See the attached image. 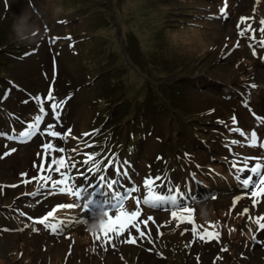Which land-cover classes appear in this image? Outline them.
Listing matches in <instances>:
<instances>
[{"label":"rangeland","instance_id":"374dc122","mask_svg":"<svg viewBox=\"0 0 264 264\" xmlns=\"http://www.w3.org/2000/svg\"><path fill=\"white\" fill-rule=\"evenodd\" d=\"M207 1L31 0L30 3L29 0H0V42L13 38L11 45L5 51L16 54L15 58L10 60L14 66L7 67L5 64H0L1 71L14 76L12 79L26 90L30 85L38 87L23 95L13 93L9 103L14 105L17 103L15 99L18 101L22 98V102L27 106L39 108L40 105L32 99L39 95L44 101L46 111L49 112V116L45 117L41 123V129H46L49 123H56L51 121L49 110L51 102L47 99L51 89L52 96L66 101L65 115L55 130L63 134L70 125L72 130L64 139L50 137L47 134H37L27 142H21L19 138L6 139L9 133H0V189L4 188L10 191L7 198L0 197V203L10 200L13 204L15 199L37 198L34 200V203L37 204L36 212L30 207L32 202L26 204L25 210L27 212L25 219L37 221L36 215L43 219L53 210L54 204L62 201L67 202V198L62 194L59 186H54L44 179L54 175L61 177L62 172L68 171L71 179L66 182H69L72 181V178H77L79 172L76 167L66 168L64 166H61L57 171V165L51 163L52 159L61 156L72 157V159L79 157L73 152L76 146L72 137L80 138V131L89 129L93 122L88 128H82L83 121L88 123L92 116L100 118L105 116L109 107L105 101L108 100L119 103L120 108L133 106L134 110H122L120 113L133 115L135 117L133 121L139 126L149 125L156 118H160V120L179 122L178 131L180 132L185 131V126L181 122L192 113L202 115L207 109L220 112L224 121L220 135L224 141V132H228L232 138L228 139V142L215 143L213 141L206 146L208 150L214 151L215 155L221 156L225 153V158L211 157L212 154L209 151L193 150L191 145L188 147L183 145L180 147L182 154L161 151V157L156 161V164L162 166L166 161H170L177 170H182L180 182L185 185L187 193L193 190L194 195H197L198 198L216 193L220 189H229L239 182L240 179H237V176L241 178L243 172H237V168H243L245 165L247 168L249 167L248 149L244 140L245 136L236 137V133L239 132L232 129L238 128L246 133L250 128L244 123L230 125L229 121L236 114L248 119L243 102L237 96L231 100L229 110H226L223 108L222 98L211 97L210 104L205 105V99L194 90V86H199L196 82L202 81L200 78L201 68L197 67V63L202 64L205 68L210 66L216 69L220 68L218 71L223 72L217 63L219 58L217 48L226 44L227 39L215 37V30L210 24L197 19L194 14L196 10L209 11ZM220 8H226V13L230 12V7L225 0L220 1V7L214 5L212 8V12L219 17L222 16ZM261 9L263 11L262 6ZM25 10L28 12L35 10L40 14L38 21L40 25L42 24L40 35L42 32L50 30L45 24L46 21L55 26L61 34L68 32L69 42L65 46V42L57 44V50L60 53L64 52L61 57L53 56L55 60L51 59L50 53L45 49L38 53L41 57L28 51L19 53L27 49L24 45L28 42L19 43L15 40L12 25L16 17ZM9 18L12 20L10 21ZM226 28L227 25L220 26L219 31H216V36H223ZM41 42L48 45L44 43L43 38ZM231 45L236 46V43L232 42ZM31 48L30 46L27 50ZM258 59L263 60L264 57H260L258 54L253 55V60L257 61ZM236 60L247 69V74H252L250 65L253 64H245L241 54L236 55ZM222 65L230 66L231 64L226 60ZM233 70L235 69L232 68L231 71ZM204 74L206 75L204 76L206 87H210L211 84L215 85V95H220L221 91L231 94L230 89L237 86L231 74L219 73L218 83L211 81V79L214 80V77L207 71H204ZM263 78L264 75L260 81L264 83ZM260 81L256 79V83H254L259 89L262 88ZM83 83L84 86L81 87ZM252 94V107L254 115H256L255 97L257 92L252 91ZM159 99L164 104L170 105V110L177 117H166ZM6 106L9 109L7 104ZM96 107H101V109L97 110ZM13 118L15 119V117ZM201 119L206 120L204 117ZM196 136L201 137L198 133ZM176 138L175 134H171V140L168 141L165 138L164 143L176 142ZM233 140L239 143H231ZM49 142L56 147L66 149V151L64 153L51 152L50 155L45 156L41 146ZM9 149H16V151L5 155ZM38 153L39 155H37ZM183 155L189 156L191 159H184ZM147 160L152 161L153 156L149 154ZM212 160H216L217 163L211 164ZM186 161H191L192 164L190 165ZM218 162L224 163V167ZM66 163L67 161H65ZM48 164L53 165L51 171ZM234 164L236 167H233ZM140 170L141 174L131 181L132 185L126 187L129 189L136 187L139 189L138 191H142L144 179L149 176L156 177L154 175L156 172H151V167H141ZM22 172L28 173V175L22 177L20 175ZM86 173L89 174V172ZM186 173L191 179H186ZM32 180H35L33 183H36V189L31 194H24ZM76 185L81 197L77 198L80 201L81 209L77 211L76 216L70 217L71 223L64 225L61 232L53 233L51 230H47L45 234L38 237L33 231L30 232L22 225L11 226L7 223H0V264H25L22 263V259L26 254H31L32 257L34 254L32 264H200L202 261L198 257L185 250L179 233L188 228L193 233L194 230L199 233L200 223L205 227H208L209 223L215 225L214 228L212 227V231L215 233L218 232V226L226 228L223 222H217V218L223 216L222 209L225 210L229 202L227 196L220 197L216 202L211 201L209 205L201 206V209L208 210V215L215 217L214 222L197 219L195 215H192L189 225H186L182 218L158 219L160 213L168 209V205L153 208L141 203L147 217L156 215L153 220L154 222L158 220L157 231L145 241V246L140 244L137 249H132L129 244L124 246V260L119 261L115 254L119 253V250L108 254L100 244L86 249L88 246H83L82 241L77 243L71 238L70 232L80 236L87 231L86 222H90L98 212L107 211L108 215L104 217L103 226L96 233L104 246L110 247L115 243L112 241L114 238H111L112 240L109 238L106 224L109 217L113 218L109 211L112 210L111 206L116 203V199L111 205L108 204L109 199H103L102 203L98 202L96 207H93L90 200L85 198L92 197L94 192L91 191L88 195H83L86 187L80 191L78 184ZM50 186H52L54 194L48 195L45 191ZM157 191L163 192L159 189ZM122 192L123 194L128 193L124 189ZM240 195H244V193ZM245 195L247 194L245 193ZM143 196L144 194L141 195V201ZM254 200L257 201L255 204ZM247 201L240 207L230 210L228 218H232V213L238 214L245 208L249 209V212L244 214L243 224L238 230L249 229V223L253 221L256 228L249 233L256 241L259 237H264V228H260L256 222V218L264 217V195L252 197L250 193ZM85 202L91 211H82V205ZM123 204L125 205L124 201ZM184 204L182 203V205ZM118 215L121 219L122 230L112 228L114 235L123 233L124 229L131 231L134 220L141 229H144L145 224L141 221L147 220V217L143 220L132 217L130 212L126 211L125 206L117 211ZM229 219L222 217L220 221L229 222ZM77 220L81 222L76 223ZM260 223H264V219ZM170 233H172V238L168 237ZM237 237L241 242L244 241L241 235H237ZM93 238L94 233L89 240L91 241ZM31 239L36 247V251L32 253L25 246H21V242L30 244ZM238 239L233 240L236 255L243 250V245L238 244ZM222 241L221 236L216 237L218 247ZM44 245L47 247L46 251H44ZM210 253L212 255L214 251H210ZM49 254L53 257H68L67 263L64 260L60 263H53L47 257ZM253 254L264 255V251L259 250ZM19 255L22 256L19 257ZM105 255H107L105 261L100 262L99 258ZM14 256L15 258L12 260ZM233 260L231 257L219 261L212 258L205 263L234 264ZM251 261L264 264L256 256Z\"/></svg>","mask_w":264,"mask_h":264},{"label":"snow or ice","instance_id":"6c2138e0","mask_svg":"<svg viewBox=\"0 0 264 264\" xmlns=\"http://www.w3.org/2000/svg\"><path fill=\"white\" fill-rule=\"evenodd\" d=\"M221 13L222 14H226V8H222L221 9ZM250 19L249 17H240V22L243 23L245 20ZM262 27L260 29L261 32H264V20L260 21ZM239 27V24H238ZM249 31H252L251 29V25H249L248 28L242 29L240 31V35H245L246 33H248ZM251 39H255V36L250 37ZM260 46L264 47V41L260 42ZM238 47V44H237ZM253 45L249 44V48H252ZM255 51H253V55H255ZM249 87L255 88L256 85L255 84H251L249 85ZM32 99H34L39 105V112L41 113L40 115H36L35 117H33V122L29 123L27 125L26 130L21 131L19 133V139L21 140V142L27 141L29 139H31L33 136L37 135V134H47L50 137H59L61 139H64L68 134L71 133V129H68L65 133H60L59 131L55 130L59 123H60V111H58V109H60L62 107V105L66 102V101H60V102H54L50 105L51 109H52V119L56 121L55 124L53 123H49L47 125L46 129H41V123L45 120V117L49 116V112L46 111L45 107H44V101L42 100V98L38 95L36 97H33ZM48 100H53V96H52V92L51 89L49 91ZM258 119H261L258 117ZM232 121L233 124L237 123V118L235 116L232 117ZM262 123H264V120H261ZM233 131H238L240 133L241 136H245V132L241 129L235 128L232 129ZM85 136L89 135V134H84ZM11 138V137H10ZM257 133L255 130L252 131L251 133V138L249 140V144L250 145H255V143L257 142ZM231 143L236 144L239 143L238 141L233 140ZM44 149V155H50L51 152H60V153H64L66 151V149L62 148V147H56L53 145V143L49 142L48 144H44L41 146ZM16 151V149H9V151L7 153H5V155H10L12 152ZM39 155V153L37 154ZM159 159V157H158ZM259 159V158H257ZM92 160V156L89 155L87 160H85V163H88V161ZM65 161H67V163L65 164ZM35 163V162H34ZM52 164L57 165V171H59L61 166H64L66 168H73L75 167V164L72 163V157H64L61 156L59 158H53L52 159ZM233 167H236V165L234 164ZM51 168V165L49 166V170ZM247 168V165H245V167L243 168H237V172H244ZM262 169H264V164L262 163H256L254 164L250 169H247L248 171L251 172V175H249L247 178L242 180V184L245 188H250L251 189V196L252 197H257L260 195H264V171H262ZM22 177L23 176H27L28 173L22 172L20 174ZM253 176L256 177V180H253ZM47 179H51V177H47ZM71 179L68 171L62 172L61 173V183L65 180H69ZM162 178L160 176H156V177H146L143 181V185L145 188V194L141 199L137 198V208L134 212L130 213V215L132 217H136L141 215V208H140V204L143 203L144 205H147L149 207H160L163 205H171L172 208L175 209H181L183 212L188 213L190 212V209L187 207H183L182 206V201L178 198V195H172L174 188L169 187L167 192H161V191H157V189L161 188L162 185L157 184V181H160ZM237 179H240L239 176H237ZM57 182L54 181L53 185L55 186ZM13 187H15L16 185H12ZM109 187H111V185H109ZM139 189L134 187L133 189H131L128 193H125L124 196H119L116 198V203L112 204L111 209L113 211H119L120 209H122L124 207L123 201L128 198L131 195V192L134 191H138ZM61 191H63V189H61ZM69 191H73L75 193V195L77 196V198H81L80 197V193L78 191V189L76 188V185H72L71 188L69 189ZM33 195H35V193H33ZM257 201H253V203L255 204ZM235 203V201H234ZM87 202H85L82 205V211H85L87 208ZM58 207L60 208H64V207H68V208H73V207H77V205H59ZM53 211H55V209H53ZM106 213V216L108 215L107 211H102ZM249 212V209L245 208L243 210L242 214H247ZM21 215L23 216L24 213H21ZM53 215V212L50 211L45 217H43V219H41L40 221H38L39 223H44V221L48 220L49 217H51ZM125 215H128L127 213H125ZM171 215L175 218L177 216V212L176 211H172ZM117 220L120 219V216L118 215ZM251 219V217H250ZM264 219V217H258L256 218V222L259 224L260 228H264V223H260V221ZM109 220H111V217H109ZM153 220V217L148 216L147 220H143L141 221L142 223H144L145 225H147V222ZM81 221L77 220L76 223H80ZM71 223V222H69ZM103 226V224L101 225V227ZM133 227H137L136 224L134 223L132 225ZM210 227H215V225H209ZM45 227H48L53 233H58L61 232L62 229L64 228L63 224H51V225H45ZM33 231H37V229L33 228ZM137 231L140 232V236L143 237L145 235V233L143 231H140L139 227H137ZM129 235H131V233L129 232ZM194 235H200L201 239L204 238V235L207 236H215L218 238L219 233H215V232H209V233H205L204 235L195 232L194 230ZM96 239H99V236L96 237ZM106 239H108V237H106ZM127 242L130 243H135V238H133L132 240H129Z\"/></svg>","mask_w":264,"mask_h":264},{"label":"clouds","instance_id":"9594fccd","mask_svg":"<svg viewBox=\"0 0 264 264\" xmlns=\"http://www.w3.org/2000/svg\"><path fill=\"white\" fill-rule=\"evenodd\" d=\"M29 2L31 3V0H29ZM39 19L40 14L35 10L32 12H28L26 10L22 11V13L16 17L12 25L15 40L19 43L30 42L40 35L41 25L38 23ZM200 215L205 221H207L208 210L206 208H202L200 210ZM105 216V212H98L90 222H86L87 231L96 233L103 224Z\"/></svg>","mask_w":264,"mask_h":264},{"label":"trees","instance_id":"16d2710c","mask_svg":"<svg viewBox=\"0 0 264 264\" xmlns=\"http://www.w3.org/2000/svg\"><path fill=\"white\" fill-rule=\"evenodd\" d=\"M1 63V61H0ZM109 123H112V121H109ZM112 127V125H109V128ZM110 130V129H109ZM108 137V134L106 132V130H102L101 131V136L100 137H97L96 139H94V141H91L89 140L88 143H89V147L91 150H95L96 148H98L96 150V153H100V150H101V147L104 146V142L106 141V138ZM98 144H97V143Z\"/></svg>","mask_w":264,"mask_h":264},{"label":"bare ground","instance_id":"6f19581e","mask_svg":"<svg viewBox=\"0 0 264 264\" xmlns=\"http://www.w3.org/2000/svg\"><path fill=\"white\" fill-rule=\"evenodd\" d=\"M262 78V77H261ZM263 80H264V78H263Z\"/></svg>","mask_w":264,"mask_h":264}]
</instances>
